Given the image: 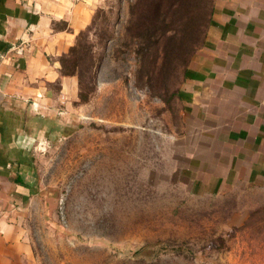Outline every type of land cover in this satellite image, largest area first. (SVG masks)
Segmentation results:
<instances>
[{"label":"rangeland","instance_id":"1","mask_svg":"<svg viewBox=\"0 0 264 264\" xmlns=\"http://www.w3.org/2000/svg\"><path fill=\"white\" fill-rule=\"evenodd\" d=\"M212 2L95 1L63 61L77 96L22 148L44 264H264V116L229 85L244 60L198 54Z\"/></svg>","mask_w":264,"mask_h":264},{"label":"crops","instance_id":"2","mask_svg":"<svg viewBox=\"0 0 264 264\" xmlns=\"http://www.w3.org/2000/svg\"><path fill=\"white\" fill-rule=\"evenodd\" d=\"M95 1L0 0V264H44L26 225L40 194L22 148L59 127L77 96L79 80L64 73L63 58L91 23ZM211 31L208 64L244 60L240 82L229 85L242 87L255 118L264 116V0H215Z\"/></svg>","mask_w":264,"mask_h":264},{"label":"trees","instance_id":"3","mask_svg":"<svg viewBox=\"0 0 264 264\" xmlns=\"http://www.w3.org/2000/svg\"><path fill=\"white\" fill-rule=\"evenodd\" d=\"M214 15H215V0H213V2H212V5H211V11H210V14H209V21H210V23L212 22V20H213V17H214ZM211 27L212 26H210V28L208 29V31H205L204 32V34L202 35V40H201V44H200V46L198 47V49H199V51H200V48H208V49H210L212 46H210V43L212 42V41H210V39L211 38H214L213 37V33H212V31H211ZM213 48V47H212ZM196 54H197V52H195ZM201 53V51L200 52H198V54H200ZM66 57V56H65ZM196 57H197V55H196ZM196 57H195V55H193L192 56V59L194 58V60L196 61ZM63 61H64V58H63ZM195 65H197L196 66V68H195V72H196V70L199 68V64H197V63H195ZM188 67V65H186L185 67H184V71H185V74H186V76L187 75H190V72L188 71V69H186ZM65 73V72H64ZM191 77H189L190 78V80H192L194 77H196V76H198V74L196 73V74H194V75H190ZM181 96V95H180ZM258 155H259V153H258ZM207 183H209L208 181H202V182H200V186L202 185L203 186V188H205V187H207L206 185H207Z\"/></svg>","mask_w":264,"mask_h":264}]
</instances>
